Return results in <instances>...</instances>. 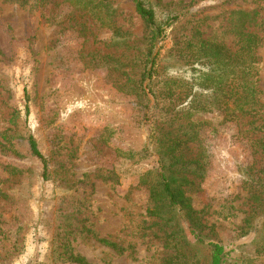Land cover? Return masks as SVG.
<instances>
[{
    "label": "rangeland",
    "instance_id": "374dc122",
    "mask_svg": "<svg viewBox=\"0 0 264 264\" xmlns=\"http://www.w3.org/2000/svg\"><path fill=\"white\" fill-rule=\"evenodd\" d=\"M106 1L114 13L104 25L66 0H0V264H76L74 255L164 264L173 243L209 264L210 248L180 213L151 200L160 155L168 176L187 179L202 235L232 249L228 264H264V2L163 0L185 14L168 29L144 89L143 20L133 0ZM239 8L260 11L250 30L260 37L261 119L228 120L217 108L180 113L183 101L210 99L184 97L204 92L196 69L207 67L184 58L183 41L219 36Z\"/></svg>",
    "mask_w": 264,
    "mask_h": 264
},
{
    "label": "trees",
    "instance_id": "16d2710c",
    "mask_svg": "<svg viewBox=\"0 0 264 264\" xmlns=\"http://www.w3.org/2000/svg\"><path fill=\"white\" fill-rule=\"evenodd\" d=\"M14 2L27 3L29 0H10ZM72 5L89 11L94 17L104 25L110 20L113 14V6L106 0H66ZM255 1V0H254ZM137 14L142 18L144 24V43L142 49L145 53V60L142 61L140 87L148 81L151 85L157 74V60L159 58L160 48L163 40L167 36V31L179 17L184 16L183 11L186 6L181 5L178 9L163 0H133ZM255 2H264L256 0ZM161 13L162 16H159ZM260 11L257 8L245 10L242 8L232 10L229 13L228 26L220 33L219 36L208 38H199L192 36L183 41L185 52L188 54L184 57L186 60L193 59L195 62L206 66L207 69H196L200 73L197 78H202V85L205 86L204 92H190L184 94L196 98L206 97L210 94V99L205 98L203 101L186 100L180 103V113L185 107H191L196 110H209L217 108L222 111L225 118L235 120L239 115H251L259 120L262 103L259 98L257 88L259 56L257 54L260 45V37L250 29L260 25ZM233 36L232 45L225 43V39ZM182 82L180 86H182ZM151 88V86L149 87ZM170 88V87H169ZM168 88V89H169ZM150 91L154 92L153 89ZM183 92V91H181ZM164 94L167 93L163 92ZM168 97L174 95L169 91ZM155 99L159 95L155 93ZM183 96L180 95V99ZM193 101V103H191ZM185 102V103H184ZM184 103V104H183ZM183 113V112H182ZM190 115L184 116L189 118ZM264 127L263 123L259 124ZM196 126V122H191L190 127ZM29 146L33 155L39 157L44 164L46 158L41 153L38 143L33 135L29 136ZM260 147L264 152V140L261 141ZM176 148V147H175ZM159 156L160 170L158 172L159 182L152 183L151 200L154 203L166 202L169 208L175 210L183 217L184 222L188 224L190 234L195 238L196 243L206 245L210 248L209 264H228L231 257L232 249L227 248L219 241L208 239L202 235V222L198 212L194 210L189 197L186 195L184 185L187 179L168 176L165 171V164ZM175 162L186 164L183 155L174 157ZM103 242L114 247L117 245L108 240L102 239ZM173 249V255L166 259L164 264H197L193 258H190L183 247L178 243H173L169 247ZM76 264H91L84 257L72 256Z\"/></svg>",
    "mask_w": 264,
    "mask_h": 264
}]
</instances>
